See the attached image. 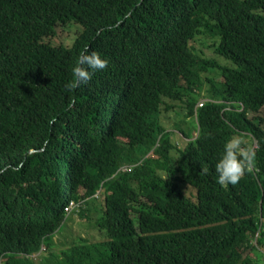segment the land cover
Masks as SVG:
<instances>
[{
  "label": "trees",
  "instance_id": "obj_1",
  "mask_svg": "<svg viewBox=\"0 0 264 264\" xmlns=\"http://www.w3.org/2000/svg\"><path fill=\"white\" fill-rule=\"evenodd\" d=\"M201 34L209 53L192 43ZM85 50L109 64L69 90ZM172 115L183 146L162 123ZM234 134L253 166L221 186L214 165ZM148 147L155 158L140 172L111 178ZM72 199L84 200L80 219H95L58 255ZM42 243L46 255L27 258ZM263 254L264 0H0V264Z\"/></svg>",
  "mask_w": 264,
  "mask_h": 264
},
{
  "label": "clouds",
  "instance_id": "obj_2",
  "mask_svg": "<svg viewBox=\"0 0 264 264\" xmlns=\"http://www.w3.org/2000/svg\"><path fill=\"white\" fill-rule=\"evenodd\" d=\"M108 64L109 60L102 56L99 52L95 50H85L80 54L77 63L71 68L73 79L68 81L65 84V87L69 90H72L80 85L87 84L91 79L93 72L105 69ZM193 135H196V132H194ZM242 145L243 141L238 134H234L224 142L222 154L214 165L215 172L217 173V181L221 186L236 185L244 173L253 166V154L251 149L245 148ZM136 157L139 158L137 162H123L121 165H119L113 173L115 178L121 174H127L122 171L121 167L123 165L133 166L134 170L137 168V165L140 167L144 160L151 161V159L155 158V155L153 154V150L149 149L148 147L145 152L138 153ZM142 191L146 193L145 187L142 189ZM98 192L99 190L97 193ZM97 193H95L93 196H96ZM151 201L153 204H155L153 200ZM80 207L81 202L74 201L72 203L66 204L63 212L66 214L72 213L73 216L77 218L80 216L78 212V208ZM64 222L65 221L61 222V225ZM61 225L59 227H61ZM66 248L67 247L61 251L65 250ZM57 254L59 255L61 252H57Z\"/></svg>",
  "mask_w": 264,
  "mask_h": 264
},
{
  "label": "rangeland",
  "instance_id": "obj_3",
  "mask_svg": "<svg viewBox=\"0 0 264 264\" xmlns=\"http://www.w3.org/2000/svg\"><path fill=\"white\" fill-rule=\"evenodd\" d=\"M200 39H207L209 40L208 35L206 34H201L198 35L197 38L195 39V41H193L192 43L195 45V47L198 48H203V50L205 51V53H209V51L205 50V48L200 44L201 40ZM218 78L214 79V85L218 86L219 82H218ZM207 86V82H204V87ZM204 90L201 91V94H204ZM177 116L172 115L170 118V123H165L162 122L166 125H168L167 127L171 126V130L174 131V134L172 135L173 138L172 140H176L178 141L182 146L185 144V142L183 140H186V137L183 136V134L181 132H179L177 129L178 128H183L186 129V126L184 124H180L177 123ZM187 130V129H186ZM194 133V132H193ZM183 139V140H182ZM155 161H157V159H155L154 161H152V163H154ZM128 160H125L124 163H127ZM122 171L124 173L130 174L129 172H131L133 170V166L130 165H123L122 167ZM137 170L138 172H140V167L137 165ZM115 175H112L111 178H114ZM189 187L188 185L185 187V192L188 195L189 192L186 190V188ZM193 196L192 191L190 192ZM148 200H152V198H147ZM71 217L66 218L65 222L61 225V230L58 231L54 236H57L59 233H62L58 235L57 239H56V243L58 244V246L56 247V251L57 252H61L62 249H64L66 246L72 244V241L74 239V236H82L85 233H91V230L89 228V222L88 221H82L79 217L75 218L73 216V214H70ZM91 220H94V216L91 217ZM253 257L254 254H253ZM32 259H36V260H40V257L38 258L37 256H31ZM264 262V255H263V261L261 262L260 260H256V263L254 264H263Z\"/></svg>",
  "mask_w": 264,
  "mask_h": 264
},
{
  "label": "bare ground",
  "instance_id": "obj_4",
  "mask_svg": "<svg viewBox=\"0 0 264 264\" xmlns=\"http://www.w3.org/2000/svg\"><path fill=\"white\" fill-rule=\"evenodd\" d=\"M205 100H206V98H200L199 100H198V102H197V106H200V105H202V103H204L205 102ZM74 201H77V200H74V199H72V200H69L66 204H68V203H72V202H74ZM78 201H80L81 202V207L80 208H78V212L80 213V210L81 209H84L85 208V206L83 205L84 204V200H78ZM65 207H66V205H65ZM65 207L63 208V211H64V209H65ZM64 215L65 216H70V214H66V213H64ZM92 216H94V214H91V216H90V221L92 222V221H94V220H91V217ZM71 217V216H70ZM80 218V217H79ZM94 219H95V216H94ZM82 220V219H81ZM82 221H88L89 223H90V221L89 220H82ZM63 232V231H62ZM61 232V233H62ZM61 233H59V234H61ZM58 234V235H59ZM45 243H42L41 244V246H40V248H39V250L38 251H36V252H34V253H32V254H28V256H27V258H30V259H32L31 258V256H37L38 258L40 257V260L46 255V253L48 252V247L47 246H45L44 245ZM67 247V246H66ZM54 249V248H53ZM55 249H56V247H55ZM54 249V250H55ZM56 251V250H55ZM57 252V251H56Z\"/></svg>",
  "mask_w": 264,
  "mask_h": 264
}]
</instances>
